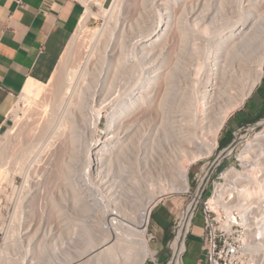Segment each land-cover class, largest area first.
I'll return each instance as SVG.
<instances>
[{"label":"rangeland","instance_id":"374dc122","mask_svg":"<svg viewBox=\"0 0 264 264\" xmlns=\"http://www.w3.org/2000/svg\"><path fill=\"white\" fill-rule=\"evenodd\" d=\"M261 1L262 0H153V4L150 5V0H122V12L118 22L116 24H113V22L108 24L107 32L111 34L106 33L102 38H93L90 40L86 36L87 34L84 31V27H80L79 21L76 23L69 36L68 42L55 59L52 71L53 79L50 82H48V80L43 82L46 84L48 83V88L52 89L64 74L69 72L71 69H76L77 71L73 77L74 86L77 85V87L79 86L85 88V85L88 84L91 87H96L97 83L93 84L95 82H91L89 75L82 76L81 72L83 71L84 67H87L86 69L89 73L93 72L92 70H95L98 73L100 72V75L103 76L107 73V70L114 57L116 58L117 56H120L121 60L125 61L127 73H129L127 75L130 76L128 78H123L122 80L124 81L121 80V83L115 88L114 93H112L111 96H108L106 102H109V104L104 110V117H101L102 119H100L99 127L96 133L93 135V137L87 135L86 140H88V143H91V139L97 140L102 138V134L104 133L105 126L107 124V117L109 113H111V110L115 109L117 106V104L114 102V97H118L120 94H123L127 89L136 92L137 87H134V80H136V77L140 76V74L141 76L148 78L151 77L155 70L157 71L158 69H162L167 65L170 67V65L175 63V66L178 64V68L172 65V67H175V69L173 68L174 71L177 70L174 73L175 76L172 77L173 80L176 77L177 79L175 78V81L179 83L173 81L172 84L174 89L171 85L172 88H169L168 90L173 103L174 99H180V97L185 96L187 90H190L194 84L197 87V89L195 87L196 91H198V93L201 91V94L205 89L202 87L203 83L206 81V75L204 71L199 72L201 73L200 76H198L199 74L197 73L198 75L196 77L199 79L201 78V80H198L194 76V78L198 80L196 82L198 83V86L196 83H193V81L188 83L184 81V77L186 75H188V78L191 76V78H193L194 74H192V71L194 69L192 70L190 68L195 61L196 64L194 63V65L197 66V61L199 62V60H201V56H197V59L194 57L200 54V52L204 51V49L209 51H214L216 49L215 47L217 46V40L224 39L227 36V30L230 29H228L226 25L227 19L233 16V18L230 19L232 23H229L234 27L236 26L235 24L239 23L236 22L238 21L236 16L239 14V12H234V15H231L230 13L234 10L239 11V8H248V5H250V7L252 5L253 8H258V6H260L258 9L260 10V14L257 10V16L256 13H254L255 16L251 15L252 18L248 17L250 15L247 16L249 21L247 19L245 20L247 24L251 23L248 26L253 25L252 27H254V25L257 23L260 24H257L256 29L254 28L255 31L262 29H259L258 27L264 28V0L262 2ZM160 3L161 5L165 4L167 6L159 7ZM256 5L258 6L256 7ZM163 7H165L167 10L163 11ZM92 10L94 13H98L99 15H97L98 17L96 16V18L90 17L86 21L85 26L91 30L101 29L105 26L106 21L103 17H101L96 5L92 6ZM162 13L168 14V17H170L171 26H169L165 32H160V37L156 38L154 34L159 31L160 21L158 15ZM229 15L231 16L229 17ZM175 18L180 26H184L188 31L192 30V33L190 32V35H187L188 37H186L188 38V41H186V38L184 39L186 46L185 43L183 44V42H179L177 37L176 24L173 23ZM234 22L236 23L234 24ZM263 31L264 30H262V32ZM262 32L258 31L257 33L256 31V34L260 37V35L264 33ZM262 36H264V34ZM128 37L131 38L128 39ZM263 38L264 37L256 39H258L257 41L262 42L261 40H264ZM179 44H181V46ZM261 46V48L259 47L260 49H257L256 52L254 51L255 53L253 55L251 54L252 56L249 57L250 59H248L247 62L245 61L246 64L244 63L243 69L244 73L243 71L242 73L239 71L235 72V78L237 81L234 82L236 79L233 78L232 83H230L233 85H226L223 87L217 86L218 88L221 87V90L223 89V95L221 90L218 89V92L221 94L216 92V94L218 93L217 96L219 95V97H217V100L216 97L213 98L212 104L218 101V103H216L218 104L217 106H224L231 102V99L235 100L241 96L243 91L246 90L250 80L254 76L255 70L260 63L259 58L264 55V44H261ZM90 49H94L95 52H93V55L88 56V50ZM191 52L199 53L191 54ZM177 58H184L183 61L185 64L184 62H181L182 59L177 60ZM171 59H173V61L176 59V61L173 62ZM216 61L217 62H215V66H212V70L216 71V69L218 70L223 66V68L220 69L221 71L219 70L218 72L220 73L225 70L223 72L227 74V61L225 62L224 60L225 63L221 62L222 59H218ZM167 62L170 63V65ZM187 62L190 66L189 68L186 66L188 69L185 67V65H188L186 64ZM220 64L223 65L221 66ZM217 65L220 67H217ZM192 68H195V66H192ZM182 69H184L185 72ZM263 69L264 65H262V70ZM180 70L183 71L184 75ZM83 77L85 78L83 79ZM181 78H183V81ZM191 78H189V81ZM200 81H202V83ZM184 83H186V86ZM183 85L185 88L188 86V88H186L187 90L183 88ZM175 86H177V88H175ZM23 87L21 91L16 94L8 111V122L6 129L0 132V155H10L11 153L16 152L22 146V143H24L29 129L35 126L33 123V120H35L34 118H37L35 111L26 109V103L21 99ZM98 87L101 88V85L99 84ZM226 87H228V89H225ZM178 88L180 89L178 90ZM182 89H184L185 92ZM195 89L193 86L192 90L190 91L191 94H198L195 92ZM252 91L249 93L239 108L245 104ZM41 96L54 102L55 96L49 89L45 90V92L41 93L40 95L35 96V94H31V97H35V103L39 104L41 103ZM239 108L235 109V111L230 115L221 128L217 137L218 145L221 134H223L225 131H229L230 124L233 122V120H236V114L240 112ZM54 110L55 105L51 104L49 112H53ZM137 117L138 120L134 123L132 131L138 132L133 136L135 138L132 139L133 143H130L126 148L125 156H122L124 169L121 171V173L119 171V162L116 160L112 164L110 172L106 171V164H102L99 165L97 172L94 174L91 173L89 176L90 178L86 179V181H83V179L81 180L80 175L85 165V157H81L80 160V156H83V153H79V160H77L75 164L71 165L77 171L67 175V178L65 179V185L63 182L64 180H60V177H57L55 176V173L54 175L52 173V170L54 172L53 161H51L52 153H43V162H40V165H32L30 173V179H32L28 184V187L26 186L27 188H25L23 191L24 196L26 194L27 195L25 196L23 202H21L22 205L21 213H19V220L17 223L15 222L12 224L14 227L12 226L10 228L8 227L11 221V215L15 208L14 201H16V195L22 187L23 180L20 175H14L13 171H8V168H13L12 160L9 159L10 163L8 162V159H3V161H0V186L2 189L0 192V245H4V248L7 246L6 248L8 249H6V253L9 255H6L8 259H5L6 261L4 264H18V262L22 260L21 258L25 255V253H36L37 250L35 244L40 241L42 244L45 243L44 253L50 258V260L56 258V256L60 257L62 259L61 261H63L64 257L65 260L69 259L70 257L75 259L78 255V250L80 251V246L83 243L82 228L87 227L92 229L93 231L91 230V232H94V235H97V237L101 236V238H98L99 241H102V238L106 234L105 231L108 230V224L103 218V208L101 209V205H105L106 203V208H104V210H107L108 208V210L111 212L114 211V215L119 218L122 223H124L125 218L122 212L124 208L130 210V206L134 205V203H138L139 201L143 202L146 200V192L148 190L153 189L152 191L155 193L156 191L160 190L161 186H169L172 183V178L170 173H168L167 165L171 166L174 160H177V156L171 151H168L167 156L164 157V159H160L159 154L155 152V142L157 141L158 137L160 138V136L163 135L164 127L175 129V127L178 126L177 123L180 121L179 117L173 112H171V115H165L162 111L161 113H158V111L154 108L144 109ZM261 118H264V115ZM125 120L128 121L129 117H123L120 122L116 121L114 123V127L112 128L113 136L110 137L112 143L125 142L128 139V131H126L123 127L126 124ZM260 129L261 127L253 130L244 127L240 131L233 130L235 134L233 143L234 150L231 157L227 158V166L233 164L239 167L238 165H240V161L238 155L244 148L246 139L253 137L252 134H254L256 131H259ZM203 134H205V136L203 135V138L208 141L210 138V136L207 135L208 131L204 130ZM232 139L233 136L231 137V140ZM220 148L221 147L212 151V153L208 156L210 160L219 153ZM231 152L232 150L227 152V155H229ZM44 156L48 158L45 159ZM75 156L78 157L75 154L71 155L70 157L75 160L77 159ZM206 157L207 156H204L202 161L187 164L188 181L191 191L194 189V183H192V174L197 169V167L206 160ZM50 162L52 166L48 164ZM42 168L43 170H41ZM133 175H137L142 178V182L139 185V192L137 191L135 193L132 191L134 192L133 195L136 196L135 198L131 192V186L134 184V181L132 180ZM7 177L12 178L13 183L17 185V192L14 195L12 193V185L8 183L6 184L5 179ZM68 180L70 181L68 182ZM71 183L72 185H70ZM73 186L75 187L74 190H72ZM72 192L79 196L81 199V205H86V207H88L86 212L80 210V206L73 204L72 198L74 194ZM173 192L178 193L165 194L167 196L164 197L163 200L170 199L176 201L178 207L176 211L177 215L180 210L184 209L192 197H190L185 192ZM101 195L105 199L100 205L98 202L96 203L95 198L98 199ZM56 206L59 209L56 210ZM69 215H71L70 217L73 216L74 220L77 218L76 221H79V223H77L78 226L76 225V221L75 223L73 222V226L75 225L74 227L71 226V223L70 227L67 225L69 224L68 222H70L68 220L70 217H67ZM176 215L172 222L171 238L173 236V226L176 225ZM192 227L193 229L189 238L190 242L188 244V251L185 254V264H196L198 261H205V255L202 253L200 254L199 251L201 233L203 230V218L199 211L196 212L192 220ZM11 228L13 229V233L8 231V229ZM7 231L10 233L8 234L10 237L6 236ZM123 232L124 231H122V234ZM150 233L149 217L146 238L148 239L149 247L154 250L155 239H149ZM11 234L13 235L11 236ZM124 235L126 236V234ZM7 240L9 241L7 242ZM15 242L16 244H14ZM125 242H123L119 249L115 252V254L117 253L115 258L111 260V262L108 261L109 264H130V262L133 261L135 249H133V246L130 242ZM124 245L126 246L122 248ZM66 254H68V258L66 257ZM62 255L64 256L63 258ZM160 256L165 258L164 264H166V261L170 257V251L166 245L161 246L152 257L147 258L142 264H149L151 260H154L157 264H159L161 259L157 260V258ZM248 258L251 264H264V237H262V241L251 247ZM56 259L52 261L54 262ZM102 260L103 261H100V264H102V262H106V260Z\"/></svg>","mask_w":264,"mask_h":264},{"label":"bare ground","instance_id":"6f19581e","mask_svg":"<svg viewBox=\"0 0 264 264\" xmlns=\"http://www.w3.org/2000/svg\"><path fill=\"white\" fill-rule=\"evenodd\" d=\"M150 1V5H152L153 0ZM80 2L84 7V12L83 15H81L79 25L81 28L84 27V31L86 32V36L88 37V39L91 40L93 38H102L106 33L111 34L107 32L108 24L111 22H113V24H116L118 22L122 12V0H111L108 8H103V2L100 3L97 0H80ZM93 5H96L98 7V11L101 14V17H103L106 21L105 26L101 29L91 30L85 26L86 21L90 17L96 18V16L99 15L98 13H94V11L92 10ZM162 6L167 5H161L160 3L159 7ZM248 6V8H239V11L234 10L232 11L233 13L229 11L231 15H234V12H239V14L237 13L239 16H236V18H238V21H236L237 19L235 20L239 23L235 24L236 22H234V24L236 25L235 27L231 25L229 22H231L230 19L233 18V16L230 17L231 15H229L230 18L227 19L226 25L227 28L230 29L227 30V36L224 39L217 40V46L215 47L216 49L214 51L204 49V51L202 52L199 51L200 54H198L199 52H194L195 54H198L194 58L197 59V56H201V60H199V62L197 61V66L194 65V63L196 64V61L194 63L192 61V66H195V68H192V66L190 68L192 70L194 69L192 71V74H194L193 78H191L192 76L189 77L191 78L189 81V78L187 77L188 75H186L184 77V81L187 83L192 81L193 83H196L198 80H201V78L199 79L196 76L198 74V76H200L201 73L199 72L204 71L206 75V81L203 83L204 86L202 85V87L203 89H205L201 94V91L199 93L198 91H196L197 87L195 86V84L193 85V83L192 85L194 86V89L196 87L195 92H197L198 94H191L190 91L192 90L193 86L190 85L192 86L191 89L187 90L186 88H188V86L185 88L186 83H184L185 86L183 85V88L187 90L186 95L180 97V99H174L173 103V100L170 97V92L168 90L169 88H172L173 81L177 79L175 77L176 79L174 78L173 80L172 77L175 76L174 73L175 71H177H174L175 67H177L178 65L177 63L176 66L175 63H171L175 67H172V65H170V63L168 62L167 63L170 65V67L166 64V67L158 69L160 67L159 66L158 68H156L158 70H155L151 77L148 78L141 76L140 74V76H137L136 80H134V87H137L136 92L127 89L123 94H120L118 97H114V102L117 104V106L115 109L111 110V113H109L107 117V124L105 126V131L102 134V138H99L97 140L91 139V143H88V140H86L87 135L93 137V135L96 133L99 127L100 119H102L101 117H104V110L109 104V102H106L108 96H111L112 93H114L115 88L121 83V80L123 78H128L130 76L127 75L129 73H127L126 70V63L125 61L121 60L120 56H117L116 58L114 57L112 59L107 73L103 76L100 75V72L98 73L95 70H92L93 72L89 73L86 69L87 67H84L83 71L81 72L82 76L89 75L91 82H95L93 84L97 83L96 87H91L88 84L85 85V88L79 86L77 87V85L74 86L73 77L77 71L76 69H71L70 71L68 70L69 72L64 74L57 81V83L55 82L56 85L52 89L48 88V83L46 84L45 82H41L34 78H29L25 82L23 91L21 93V99L26 103V109L35 111V115L37 116V118L35 117V120H33L35 126L29 129V132L26 134L27 137L25 138L24 143H22L21 147L19 146L20 148L16 152L11 154L8 152L10 155H0V161H3V159H8L9 163V159L13 161V165L11 164L13 168H8V171H13L14 175H20L23 180L22 187L16 195V201H14L15 208L11 215V221L8 228L12 226L14 227V225L12 224H14L15 222L17 223L19 220V213H21L22 205L21 202H23L25 196L27 195L26 194L24 196L23 191L28 187V184L32 179H30L32 165L43 162V153H52V158L50 157L51 161H53L54 167V172L52 170V173L53 175L55 173V176L60 177V180H64V184L67 175L75 173L77 171L71 165L75 164L76 161L79 160V153H83V156H80V160L81 157H85V165L80 175V178L81 180L83 179V181H86V179L90 178L89 176L91 173L94 174L95 172H97L99 169V165L106 164V171L110 172L111 166L116 160L117 162H119V171L121 173V171H123L124 169L122 156H125L126 148L130 143H133L132 139H135L133 136L138 132H133L132 127H134V123L138 120L137 116H139L144 109L154 108L158 111V113H161L162 111L165 115H171V112H173L179 117L180 121L177 123L178 126H176L175 129L173 128L174 130L164 127L163 135H161L160 138L158 137L157 141L155 142V152L159 154L160 159H164V157L167 156L168 151H171L177 156V160H174L171 166L167 165L168 173H170V176L172 178V183L169 186H161L160 190L156 191L155 193L152 191L153 189L148 190L146 192L147 199L143 202L139 201L138 203H134V205H131V211L124 208L122 211L125 218L124 223H122L121 220L114 215V211L111 212L110 210H108V208L107 210H104V208H106V203L105 205H101V202H103L105 199L102 195L98 199L95 198L96 203L98 202V204L101 205V209L103 208V218L107 221L108 224V230L105 231L106 234L102 238V241L98 240V238H101V236L97 237V235H94V232H91L92 229L84 227L82 228L83 238L80 237L82 238L83 243L81 244V246L79 245L80 251L78 250V255L75 259H72V257H70V254V258L65 260V257L62 255V258L64 257L63 261H61L62 259L60 257L56 256L57 259L54 258L56 260L53 262L52 260L54 259L50 260V258L47 257V255L44 253L45 243L42 244L40 241L35 244L37 250L36 253H25V255L21 258L22 260L18 262V264H100V261H103L102 259L106 260V262H111V260H113L115 258V255L117 254H115V252L125 241V243L130 242L133 246V249H135V256L133 255L134 259L132 262H130V264H142L147 258L152 257L155 254V251H152L149 248L148 239L146 238L150 208L157 203L160 197L165 194L178 193L173 191H181L185 193L188 192L189 181L187 164L197 162L198 160L203 159L204 156L208 157L212 153V151L216 149L218 144L217 137L224 123L235 111V109L239 108L243 104L244 100L247 98L249 93L256 86L262 76L264 55L259 58L260 63L255 70L254 76L250 80L248 86L246 87V90L243 91L239 98L235 100L231 99L232 101L230 100L231 102H229L228 104L224 103L226 104L224 106H217L218 104L216 103H218V101L212 104V99L216 97L217 100V97H219V95L217 96V94L222 93L223 89L221 90L220 88L226 85H233L230 83H232L233 78L236 77L235 72L239 71L240 73H242L243 71L244 73V63L246 64L247 60L250 59L249 57L252 56L257 49H260L263 46H261V44H264V40L260 39L263 42L262 43L260 41H257L258 39H256L264 37L262 36L264 34V31L262 32L264 28L258 27L259 29H262L256 30L257 33L258 31L263 33H260L262 35L259 34V37L255 31L258 23L254 25V27H252L253 25L248 26L251 23L247 24L245 20L248 17L252 18L251 15H254V13L257 12L260 6L256 5V7L258 6V8H253L252 5V8L250 7V5ZM163 8V11L167 10L165 9V7ZM258 11L260 14V10ZM257 14L258 13H256V16ZM158 16L160 18V21L159 31L154 34L156 38L160 37V32H165L166 29L171 26L170 17H168V14L162 13ZM173 23L176 24V32L179 42H183L184 44V39L188 37L187 35H190V32L192 33V30L188 31L184 26H180L176 18ZM130 38L128 37V39ZM186 39V41H188V38ZM179 45L181 46V44ZM88 51V56L93 55V52H95L94 49H90ZM194 53L191 52V54ZM178 59H182L181 62H184V58H177V60ZM218 59H222L221 62H224V60L225 62L227 61V74L223 72L225 71L223 69L222 72H218L221 68H223V64H220L222 67L217 65V67L219 66L220 69H216V71L212 70V66H215V62H217L216 60ZM171 61H173V59H171ZM186 64L188 65H185V67L188 66L189 68V63L187 62ZM182 67L184 68L183 65ZM188 68L186 67V69ZM182 70L184 71V69ZM194 76L198 80L194 78ZM84 78L85 77H83V79ZM52 79L53 75H51L50 79H48V82H50ZM181 79L183 81V78ZM236 81L237 79L234 80V82ZM200 82L202 83V81ZM98 83L101 85V88L98 87ZM196 85L198 86V83H196ZM217 86L221 87L218 88ZM175 88H177V86H175ZM47 89L51 90L54 94V102H52L48 98L41 96V103H35V97H31V94H35V96L40 95ZM179 89L180 88H178V90ZM218 89L221 90V93L218 92ZM225 89H228V87H226ZM216 92L218 93L216 94ZM51 104L55 105V110L53 112H49ZM123 117H129V120H125L126 124L123 126L125 130L128 131V139L125 142L123 141L112 143L110 137L113 136V125L116 121L120 122ZM259 124L264 125V121H261ZM204 130H207V135L210 136L208 141L203 138L205 136V134H203ZM252 135L253 137L248 140L247 144L238 155L243 170H227V178L229 179V182H227V188L230 189L233 193V204L241 211H246L248 207L254 202L258 203L259 207H264V126L262 129L256 131ZM231 150L232 147L228 148L226 152H229ZM73 154L78 156H75V158L77 159L73 160L70 157ZM48 157L44 156L45 159H47ZM48 164L52 166L51 162ZM41 170H43V168ZM132 180L134 181L133 185L135 186V188L132 185L131 192H139V185L142 182V178L140 176L133 175ZM5 181L6 184L8 183L12 185V193L14 195L17 192V185L13 183L12 178L7 177ZM69 181L70 180H68V182ZM70 185H72V183ZM74 189L75 187L73 186L72 190ZM1 190L2 189L0 186V192ZM134 192H132V195ZM73 194V204L76 206H80L79 209L83 212H86L88 207H86V205H81V199L79 198V196L75 193ZM135 197L136 196H134V198ZM194 206L195 200H191L182 214L177 213L180 219L176 226L174 238H172L169 243V248L172 251V257L169 264L180 263V256L184 249L185 237L189 229L190 218ZM55 208L56 210L59 209L57 206ZM70 216L71 215L67 217ZM76 219L74 220L73 216L70 217V219L68 218L70 222L67 221L69 223L67 225H69L70 227L71 223V226L74 227L75 225L73 226V222L75 223ZM77 223H79V221H76V225ZM262 224L263 226L260 230L261 238L264 237V221ZM8 231L10 233H13L12 228L8 229ZM8 231L6 233V236L10 237V235L8 236V234H10L8 233ZM122 231L126 233L123 232L122 234ZM124 234H126V236ZM12 235L13 234H11V236ZM8 241L9 240H7V242ZM14 244H16V242ZM248 245V248L250 250L253 244H251L250 242L248 243ZM125 246L126 245L122 246V248H124ZM6 247L4 248V245L0 247V264H4L6 261V255H8L6 253V249L8 248ZM67 256L68 254H66V257ZM106 262L104 263L109 264V262ZM104 263L102 262V264Z\"/></svg>","mask_w":264,"mask_h":264},{"label":"crops","instance_id":"0c3cea01","mask_svg":"<svg viewBox=\"0 0 264 264\" xmlns=\"http://www.w3.org/2000/svg\"><path fill=\"white\" fill-rule=\"evenodd\" d=\"M83 12L82 3L74 0H0V132L6 129L8 111L25 82L29 78L43 82L53 75L55 59ZM239 111L219 141L236 125L255 122L264 115V69ZM177 209L176 201L170 199L158 201L152 208L150 231L155 236V249L149 248L155 253L170 237ZM192 229L191 222L182 264H185ZM199 251L204 255L201 242ZM158 259H161L159 264H164L165 258ZM149 264L157 263L151 260Z\"/></svg>","mask_w":264,"mask_h":264},{"label":"built area","instance_id":"2783aa9c","mask_svg":"<svg viewBox=\"0 0 264 264\" xmlns=\"http://www.w3.org/2000/svg\"><path fill=\"white\" fill-rule=\"evenodd\" d=\"M74 1L80 2V0ZM261 121L263 122L264 118L252 123L236 125L230 132L233 139H230L225 146L221 147L219 153L211 160L206 157V160L193 172L192 183H194V189L191 191L189 186L187 194L192 197L191 200H195V206L190 218L189 229L185 237V245L179 264H182L191 222L198 211L203 218L201 249L205 255L204 264H251L248 258L251 251L248 248V243L251 242V244L255 245V243L262 241L260 230L264 221V207H259L258 203L254 202L246 211H241L233 204V193L227 188V182H229L227 170L236 169L242 171L243 169L241 162L238 165L239 167L233 164L227 166V158L231 157L234 150L235 134L233 130L240 131L244 127L252 130L258 127L262 129L263 124H259ZM248 140L249 138L246 139L245 145ZM230 147H232V152L227 155L226 151ZM216 148H219L218 144ZM166 196L163 195L158 201L163 200ZM154 205L150 208L149 217ZM187 205L178 214H182ZM179 219L178 215H176V225L173 226L172 238ZM149 239L153 240L155 236L150 233ZM170 240L166 243V247L170 251V257L166 264L169 263L172 257V251L169 248Z\"/></svg>","mask_w":264,"mask_h":264},{"label":"trees","instance_id":"16d2710c","mask_svg":"<svg viewBox=\"0 0 264 264\" xmlns=\"http://www.w3.org/2000/svg\"><path fill=\"white\" fill-rule=\"evenodd\" d=\"M230 139H231V135L229 132H227V134L225 135V138L219 141V147H223L226 143L230 141ZM170 238H171V234H170V237L166 240V242L170 240ZM166 242L164 246L166 245Z\"/></svg>","mask_w":264,"mask_h":264},{"label":"water","instance_id":"95a60500","mask_svg":"<svg viewBox=\"0 0 264 264\" xmlns=\"http://www.w3.org/2000/svg\"><path fill=\"white\" fill-rule=\"evenodd\" d=\"M110 3H111V0H104L102 4L103 8H108Z\"/></svg>","mask_w":264,"mask_h":264}]
</instances>
